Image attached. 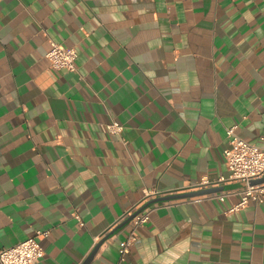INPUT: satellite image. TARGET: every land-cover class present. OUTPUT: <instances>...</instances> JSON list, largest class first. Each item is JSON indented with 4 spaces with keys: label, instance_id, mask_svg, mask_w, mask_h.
<instances>
[{
    "label": "crops",
    "instance_id": "obj_1",
    "mask_svg": "<svg viewBox=\"0 0 264 264\" xmlns=\"http://www.w3.org/2000/svg\"><path fill=\"white\" fill-rule=\"evenodd\" d=\"M230 126L264 145V0H0V248L41 229L35 264H264V201L230 210L219 181ZM216 186L151 204L122 260L131 221L100 242L146 191Z\"/></svg>",
    "mask_w": 264,
    "mask_h": 264
},
{
    "label": "built area",
    "instance_id": "obj_2",
    "mask_svg": "<svg viewBox=\"0 0 264 264\" xmlns=\"http://www.w3.org/2000/svg\"><path fill=\"white\" fill-rule=\"evenodd\" d=\"M50 46L46 52V58L52 68L75 71L77 53L73 47H66L55 40H49ZM104 130L111 134H120L123 126L116 120H111L103 126ZM227 146L223 150L224 162L229 173L226 177H220L219 181H242L245 185L236 193L239 200L230 210H237L245 206L249 200L260 203L264 201V182L249 184L251 179L264 176V145L251 143L235 131V126L226 128ZM208 180H201L199 184L206 185ZM226 194L220 192L217 196L222 199ZM145 200L149 198V192H145ZM149 207L135 215L131 219V229L120 241L119 255L123 259L129 247L137 239V229L149 218ZM74 216L80 220L78 214ZM48 230H36L35 233L16 244L0 248V264H35L43 254L41 240L46 237Z\"/></svg>",
    "mask_w": 264,
    "mask_h": 264
},
{
    "label": "water",
    "instance_id": "obj_3",
    "mask_svg": "<svg viewBox=\"0 0 264 264\" xmlns=\"http://www.w3.org/2000/svg\"><path fill=\"white\" fill-rule=\"evenodd\" d=\"M261 182H264V176L259 177V178H255V179H251L249 181V184H257V183H261ZM244 185H245V182H242V181L238 182V184H236V186H240V187H243ZM222 189H224V186L207 187V188H202V189H197V190H187V191H183V192H170L167 194H162V195H157V196L151 197V198L145 200L134 211L130 212L122 221H120L118 224H116L109 232H107L101 238L100 242L102 240H104L105 238L113 235L117 231H119L127 223H129V221H131V219L135 215H137L138 213H140L144 209L148 208L151 204L158 203V202H164V201H170V200H176V199H181V198H187V197H192V196L203 195V194L219 191ZM94 250L95 249H93L90 252V254L80 264H87L88 261L91 259L92 255L94 253Z\"/></svg>",
    "mask_w": 264,
    "mask_h": 264
}]
</instances>
